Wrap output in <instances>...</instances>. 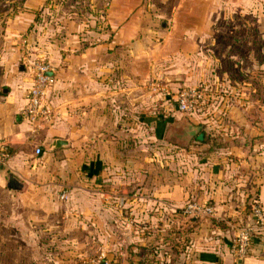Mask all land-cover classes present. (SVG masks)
<instances>
[{
  "label": "crops",
  "instance_id": "0c3cea01",
  "mask_svg": "<svg viewBox=\"0 0 264 264\" xmlns=\"http://www.w3.org/2000/svg\"><path fill=\"white\" fill-rule=\"evenodd\" d=\"M26 58L54 67L33 135ZM0 140V264H264V236L230 253L264 207V0H0ZM190 201L214 213L186 240Z\"/></svg>",
  "mask_w": 264,
  "mask_h": 264
},
{
  "label": "built area",
  "instance_id": "2783aa9c",
  "mask_svg": "<svg viewBox=\"0 0 264 264\" xmlns=\"http://www.w3.org/2000/svg\"><path fill=\"white\" fill-rule=\"evenodd\" d=\"M25 65L31 72L32 82L26 91V101L21 109L23 119L29 124L31 134L52 126L55 114L47 102V92L54 83V67L44 59L26 58ZM206 102L205 91L198 87H183L175 94L176 108L179 112L192 115ZM41 148L34 149L35 154H40ZM10 160L8 143L0 140V169L6 167ZM65 198V193L61 195ZM181 213L187 218L211 216L214 208L196 201L187 202ZM249 219L237 228L232 240L230 253L234 259L245 258L251 248V241L255 235L264 236V207L259 202H253L250 207ZM95 262L109 264L106 255L101 252Z\"/></svg>",
  "mask_w": 264,
  "mask_h": 264
},
{
  "label": "rangeland",
  "instance_id": "374dc122",
  "mask_svg": "<svg viewBox=\"0 0 264 264\" xmlns=\"http://www.w3.org/2000/svg\"><path fill=\"white\" fill-rule=\"evenodd\" d=\"M132 198V196L130 197ZM130 198H123V197H118L117 198V203H119L120 205H126L124 208H122L121 210V214L120 217H122V220H126V221H132V211L131 208L129 206L132 205V201ZM128 200V202H127ZM183 216V215H182ZM185 218V222L187 223L190 219L187 218V216H183ZM200 218V217H199ZM123 231H125L126 233L130 232V227L124 229ZM93 257V256H92ZM91 258V257H90ZM89 260V259H88ZM89 262V261H88ZM86 262V263H88ZM91 263V262H90ZM96 263V262H95Z\"/></svg>",
  "mask_w": 264,
  "mask_h": 264
},
{
  "label": "trees",
  "instance_id": "16d2710c",
  "mask_svg": "<svg viewBox=\"0 0 264 264\" xmlns=\"http://www.w3.org/2000/svg\"><path fill=\"white\" fill-rule=\"evenodd\" d=\"M255 202V201H254ZM253 203V202H252ZM251 203V204H252ZM251 204L248 205L247 207V214L246 215H249L250 213V207H251ZM247 217V216H246ZM190 220L186 223L185 227H184V233H185V239L187 240V235L192 231V228L195 227L197 225V223L199 222L200 218H189ZM262 237V235H255L251 241V245H252V242L253 240L257 239V238H260ZM109 264H112L111 261H109ZM78 264H81V263H78ZM130 264H142L141 262H134V263H130Z\"/></svg>",
  "mask_w": 264,
  "mask_h": 264
},
{
  "label": "water",
  "instance_id": "95a60500",
  "mask_svg": "<svg viewBox=\"0 0 264 264\" xmlns=\"http://www.w3.org/2000/svg\"><path fill=\"white\" fill-rule=\"evenodd\" d=\"M65 142L63 140L54 139L49 149L61 147Z\"/></svg>",
  "mask_w": 264,
  "mask_h": 264
}]
</instances>
